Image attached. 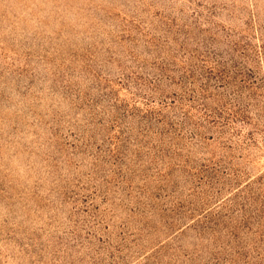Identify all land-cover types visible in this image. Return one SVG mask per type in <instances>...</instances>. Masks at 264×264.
Listing matches in <instances>:
<instances>
[{
  "label": "rangeland",
  "instance_id": "1",
  "mask_svg": "<svg viewBox=\"0 0 264 264\" xmlns=\"http://www.w3.org/2000/svg\"><path fill=\"white\" fill-rule=\"evenodd\" d=\"M0 264H264V0H0Z\"/></svg>",
  "mask_w": 264,
  "mask_h": 264
}]
</instances>
